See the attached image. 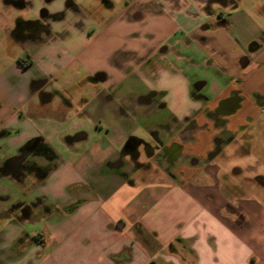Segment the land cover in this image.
Listing matches in <instances>:
<instances>
[{"label":"crops","instance_id":"1","mask_svg":"<svg viewBox=\"0 0 264 264\" xmlns=\"http://www.w3.org/2000/svg\"><path fill=\"white\" fill-rule=\"evenodd\" d=\"M102 1L44 0L48 35L28 34L43 21L32 0L0 8V47L21 48L0 72V156L36 139L55 159L0 175V264H264V0ZM75 68L101 83L80 106L97 137L64 157L48 141ZM129 140L151 165L123 177L108 164L129 168ZM18 201L28 211L4 214Z\"/></svg>","mask_w":264,"mask_h":264},{"label":"flooded vegetation","instance_id":"2","mask_svg":"<svg viewBox=\"0 0 264 264\" xmlns=\"http://www.w3.org/2000/svg\"><path fill=\"white\" fill-rule=\"evenodd\" d=\"M11 1L14 5H20L22 0H2L3 4ZM46 9L42 8L40 10V16L43 21H36L31 25L29 36L35 35L36 33H43L48 35L50 33V22L46 19ZM21 64L24 67L28 65L23 62V59H19ZM45 81L43 79H35L33 82V86H38L44 84ZM0 134H6L5 131H0ZM161 145L160 142L156 143V147L159 148ZM140 143L135 140H129L124 145L122 150V154H129V168L126 169V162L122 161V155L118 156L113 162L109 163L108 166L112 171L117 172L119 175L123 177L129 176L131 172H136L138 170L145 171L150 168L149 160L146 162H138V147ZM149 156V158L154 157L155 161H159V155H155L154 148L149 144L144 145V154ZM55 167V159L54 154L47 150L45 145L40 144L39 141H31L19 147L12 153H6L0 156V175L8 173L10 177L17 181L21 182L24 179L30 177L33 174L44 173ZM21 202H14L10 204L8 208L4 210V214L8 215L9 212L19 211L20 213H24L28 211L30 207H22L20 206ZM35 202H32L30 206H34Z\"/></svg>","mask_w":264,"mask_h":264},{"label":"rangeland","instance_id":"3","mask_svg":"<svg viewBox=\"0 0 264 264\" xmlns=\"http://www.w3.org/2000/svg\"><path fill=\"white\" fill-rule=\"evenodd\" d=\"M43 1L44 0H32L33 5L38 9V11H40L41 8H44L42 6ZM112 1L115 3L116 12L119 11L124 6V2H125V0H112ZM247 1L252 2L253 0H247ZM74 2L79 6L80 5L83 6L87 10H90V9L96 10L97 7H100L101 4H103L102 0H74ZM56 3H57V0H56ZM58 3H60L61 6L63 7V5H65V0H62V2H58ZM50 6H51V3H50ZM0 8H2L3 10L8 9V7H6V5L2 3V0H0ZM91 14H92V16L90 17L92 19L91 21H94L93 23L97 24V22L99 21L98 19L99 14L97 15V17L96 15L95 16L93 15L92 11H91ZM82 18L83 17L76 15L74 12H70V14L68 15L66 19V22L63 23V26L65 27L69 25L71 26V24L80 25L81 22H83L84 24L85 21ZM93 18L96 20H94ZM55 24H58V23H55ZM69 30L73 34L75 33L74 31H76L75 28L72 26L69 27ZM9 47L5 46L3 47V49L2 47H0V72L6 66H10L15 61L17 62V59H15V56L21 54V48H19L17 44H15L14 47L12 46L10 48ZM23 58L25 59L26 56ZM75 69H76L75 72L78 73V77L74 79L72 82L68 83L67 85V90L72 99L73 110L69 114L65 123L63 125H59L60 132H58L57 135L53 136V138H50V141H48L49 145L52 146L58 153H61L62 156L64 157L68 155V152L70 151L71 146L73 147L77 145H83L85 147L87 145L89 146L97 137V128H96L97 125L95 121L93 120L92 117H89L90 119L84 118L82 116L83 111L80 110V106L82 105L81 104L82 98L85 99L86 97L92 96V90H94V88H97V87L99 88V86H101V83L99 82L95 84L81 83L82 79L86 76V72L83 68H75ZM58 81L59 80H56V81L53 80L52 86L53 87L57 86L56 84ZM93 107H95V105L91 104V108ZM89 113L95 114V108L92 110L90 109ZM43 123L45 124V122L38 123V126H40ZM81 130H84V132H86L88 135L84 141L75 142L72 144H67L64 141V139L67 138L68 136H74V134H76L75 132H81ZM12 192L14 193L15 189H12Z\"/></svg>","mask_w":264,"mask_h":264},{"label":"trees","instance_id":"4","mask_svg":"<svg viewBox=\"0 0 264 264\" xmlns=\"http://www.w3.org/2000/svg\"><path fill=\"white\" fill-rule=\"evenodd\" d=\"M21 62V61H20Z\"/></svg>","mask_w":264,"mask_h":264}]
</instances>
